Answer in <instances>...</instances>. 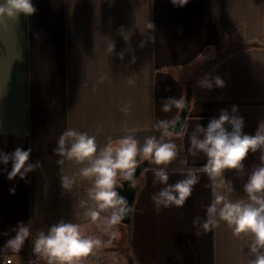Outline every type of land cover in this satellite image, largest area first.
<instances>
[{"label":"crops","instance_id":"1","mask_svg":"<svg viewBox=\"0 0 264 264\" xmlns=\"http://www.w3.org/2000/svg\"><path fill=\"white\" fill-rule=\"evenodd\" d=\"M32 3L35 14L0 21V150L31 148L30 161L42 166L10 181L0 164V255H13L16 264L30 256L47 263L33 252L32 240L64 220L101 241L81 264H107L102 260L114 251L115 239H123V230L85 217L92 182L79 176L83 165L57 164L53 149L59 136L69 128L86 132L102 148L109 137L116 140L134 129L142 144L159 136L153 129L157 120L177 115L175 109L162 112V102L185 97L188 88L192 97L182 138L189 163L206 162L202 153L189 152L191 132L197 124L207 127L222 109L231 113L236 106L244 132L254 134L264 122V0H189L183 7L171 0ZM148 21L154 31L147 29ZM205 76L213 81L211 90L197 86ZM216 77L223 88L215 86ZM126 104L128 114L121 111ZM258 157L259 152L249 154L246 172ZM6 167L11 171V163ZM196 173L199 183L184 206L157 212L152 196L163 185L154 183L153 169L144 170L126 240L136 264H248L250 237L234 236L223 222L209 232L194 227V218L203 221L212 201L209 177ZM168 174L174 184L186 172ZM61 175L76 178L71 192L61 189ZM225 176L234 182L232 199L245 198L246 176L231 170ZM20 222L29 223L32 236L18 253L4 249Z\"/></svg>","mask_w":264,"mask_h":264},{"label":"clouds","instance_id":"2","mask_svg":"<svg viewBox=\"0 0 264 264\" xmlns=\"http://www.w3.org/2000/svg\"><path fill=\"white\" fill-rule=\"evenodd\" d=\"M171 3L183 7L189 0H171ZM36 11L32 0H4V3H0V21L21 14L31 16ZM146 27L155 30V25L149 21ZM148 40L152 38L149 36ZM128 83L131 85L135 81L129 79ZM214 84L219 88L224 87L219 77L215 78ZM197 86L211 90L213 81L205 76L197 82ZM188 107V101L183 96L164 100L161 111L169 113L175 109L177 115L171 119L157 120L153 129L159 136H148L142 144L135 137L134 129L116 140L109 137L102 148L98 146L96 136L86 132L69 128L59 136L53 149V154L58 157L57 164L62 166L68 160L83 165L79 176L92 182L87 192L88 201L83 202H91L84 213L87 219L113 226L128 216L132 208L117 189L123 187L122 181L128 182L130 188H136L138 157L159 166L153 169L154 183L163 187L152 196L155 210L159 212L162 208L184 206L194 186L199 183V176L193 169H188L183 179L170 184L166 166L178 155L173 137L185 132L187 125L180 119L179 113ZM121 111L128 114L130 106L126 104ZM237 112L236 106L232 107L231 113L222 109L218 117L210 119L207 127L197 124L189 136V152L193 156L202 153L206 157L201 171L209 177L212 191L206 218L201 221L200 217H195L193 225L203 232H209L217 228L220 222L227 224L234 236L250 237L247 245L248 264H264V122L259 123L254 134H247L244 132V119ZM257 152L259 163L246 172L245 161L249 154ZM31 153V148L25 150L22 147H16L10 153L0 150V164L5 165L3 170L7 172L8 180H14L17 176L23 180L42 166L39 160L35 163L30 161ZM9 163L11 171L6 167ZM229 170L241 177L246 176L243 183L245 198L232 199L234 182L225 176ZM75 183L74 176L60 177L63 192H71ZM12 231L14 235L6 240L4 249L18 253L32 236V231L29 223L23 222L18 223ZM3 235L7 236L8 233ZM100 245L98 238L83 234L79 224L64 220L52 224L46 231H39L32 240L33 252L46 259L47 264H81V260L93 254Z\"/></svg>","mask_w":264,"mask_h":264},{"label":"trees","instance_id":"3","mask_svg":"<svg viewBox=\"0 0 264 264\" xmlns=\"http://www.w3.org/2000/svg\"><path fill=\"white\" fill-rule=\"evenodd\" d=\"M173 141L177 145L178 155L169 165L166 166L168 172H187L188 169H193L194 171H199L203 168L204 165H194V164H191L188 162V159H187V156H186V153L184 150L182 134H178V135L174 136ZM156 167H159V166L152 164L151 162L148 161L145 169H148V168L149 169H155ZM144 170L141 172V174L136 179L138 183L142 177ZM138 183H137V185H138ZM119 225H120L121 229L123 230L124 237L122 240L125 241V240H127L128 234H130L131 230H132V214H131V220H130L129 224L119 223ZM128 254L132 255L134 262L136 264L137 260H136L134 253H133V249L131 247L127 252V255Z\"/></svg>","mask_w":264,"mask_h":264},{"label":"water","instance_id":"4","mask_svg":"<svg viewBox=\"0 0 264 264\" xmlns=\"http://www.w3.org/2000/svg\"><path fill=\"white\" fill-rule=\"evenodd\" d=\"M191 97H192V89L188 88L186 95H185V98L188 101L189 107L185 111L179 113L180 119L184 122L186 121V118H187L188 113H189ZM176 130L179 131V128H177ZM147 163H148L147 160H143L138 164V167H137L136 172H135V178L136 179L141 174V172L145 169V167L147 166ZM122 184H123V187L118 188L117 190H118V192H120V195L125 196L127 198L128 203L132 208L139 186L137 185L135 189H132L129 187L128 182L122 181ZM131 214H132V211L120 223L121 224H129L130 220H131ZM127 260H128V264H135L134 259H133L131 254L127 255Z\"/></svg>","mask_w":264,"mask_h":264},{"label":"rangeland","instance_id":"5","mask_svg":"<svg viewBox=\"0 0 264 264\" xmlns=\"http://www.w3.org/2000/svg\"><path fill=\"white\" fill-rule=\"evenodd\" d=\"M116 232H117L116 235L119 236L120 235L119 231L116 230ZM119 252H122L123 255L119 254ZM127 252H128L127 241L122 240V238L121 239L116 238L115 243H114V251H110L107 254L105 260H102V261H105L104 263H107V264H126L127 263Z\"/></svg>","mask_w":264,"mask_h":264},{"label":"built area","instance_id":"6","mask_svg":"<svg viewBox=\"0 0 264 264\" xmlns=\"http://www.w3.org/2000/svg\"><path fill=\"white\" fill-rule=\"evenodd\" d=\"M0 264H16V261L13 257V255L6 254V255H0ZM25 264H47V263H41L37 260L36 257L30 256L26 259Z\"/></svg>","mask_w":264,"mask_h":264}]
</instances>
